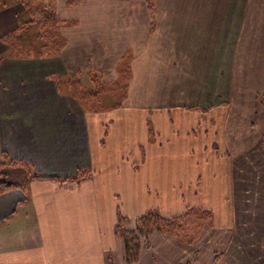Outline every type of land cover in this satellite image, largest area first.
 I'll return each mask as SVG.
<instances>
[{
	"label": "crops",
	"instance_id": "1",
	"mask_svg": "<svg viewBox=\"0 0 264 264\" xmlns=\"http://www.w3.org/2000/svg\"><path fill=\"white\" fill-rule=\"evenodd\" d=\"M54 6L67 40L55 73L116 77L129 49L132 80L97 144L92 117L60 99L54 73L0 61V161L24 164L0 174L20 184L0 193V264H130L119 215L134 228L150 211L170 219L192 208L209 217L194 242L154 230L134 264H211L209 246L234 230L242 167L264 151V0ZM74 42L88 55L82 69L65 55ZM79 170L87 176L66 179Z\"/></svg>",
	"mask_w": 264,
	"mask_h": 264
},
{
	"label": "rangeland",
	"instance_id": "2",
	"mask_svg": "<svg viewBox=\"0 0 264 264\" xmlns=\"http://www.w3.org/2000/svg\"><path fill=\"white\" fill-rule=\"evenodd\" d=\"M35 2L38 3V1ZM40 2L48 3L50 5L56 4V0H40ZM29 19L30 14L20 0H0V61L4 59L13 60L12 62L17 63L18 72H31L32 69H36V72H38L43 68V70L49 71V73H54L53 75H50L49 78L55 82L57 78L61 81L60 85L62 89H64V93H61L56 85L59 96H61L60 99L76 102L79 108L86 113V116L92 117L93 122L95 123L92 127V131H97L98 144L99 136H102L104 133L103 126L100 125L102 122L101 120H104L106 117L114 119V116H119L116 111L113 110L119 107V102L121 103V101H124V98L128 95V93H126L127 85L132 80L130 75V61L132 58L131 50H127L126 54L123 56L124 60L117 62L116 77L114 76L107 79L104 77L101 70L97 68L92 69L102 73V76L99 77H101L102 80L100 81H102L103 84L97 86L98 92L95 96L91 95V98H89V107L85 108L78 99L85 96L83 94L84 88H93L87 77V73L80 72L76 76H73L74 74L59 75L58 73H55V71L60 70L59 66H55L58 64L56 58L61 55V51L67 42L63 32L62 35L65 39V43L59 53L53 56L39 55L41 39L39 37V29L37 26H32L23 33L21 37V54L19 52L17 54V51H14L9 44L2 40L4 35L15 30L19 25ZM61 21L62 24L65 23L63 20ZM101 41L104 43L106 40L103 38ZM75 43L76 42L71 44L70 49L65 50V55L69 60H72V65H76L77 69H82L84 65H86L85 60L88 55H86V52L80 45L82 56L77 57L75 50L79 47H77V43ZM104 45L105 44L97 46L99 48L98 50L105 48L106 46ZM31 46H34L36 51L32 50L29 52L26 50ZM100 61H103L101 57L98 58V63ZM104 61L107 64V71L109 73L113 72V67L116 62H108V60ZM43 63H46V66H43ZM31 64H35L36 67H31ZM28 66L30 70H27ZM72 78H74V81H72L71 84L68 81ZM150 82L158 83V78H151ZM132 92L130 98L125 101L127 104L136 102L137 98L135 97V89H133ZM260 101L264 107V96L260 97ZM110 126L111 125H109V127ZM257 154L258 157L252 158L249 170H247L248 165H244L239 174L237 180L240 181V184L235 190L236 199L233 211L235 219L234 230L232 233L228 234L227 237H219L217 244L212 243L209 246L211 249V252H209V258L212 259L211 264H214L215 262V264H264V151L260 150ZM8 164L14 165L15 163L13 161H3L0 163V174L4 172V169L6 168L5 165ZM17 164L24 165L19 162ZM82 171L87 173L86 170Z\"/></svg>",
	"mask_w": 264,
	"mask_h": 264
},
{
	"label": "trees",
	"instance_id": "3",
	"mask_svg": "<svg viewBox=\"0 0 264 264\" xmlns=\"http://www.w3.org/2000/svg\"><path fill=\"white\" fill-rule=\"evenodd\" d=\"M20 1L23 2L25 9L29 12L30 19L23 22L15 30L4 35L2 40L9 44L14 51H17V54L18 52L21 54V37L23 33L32 26H37L39 29V37L41 39L39 55L53 56L58 54L65 43V39L61 31V25L63 24L57 17L55 6L48 3H42L40 0ZM35 1H38V3ZM26 50L29 52L32 50L36 51L34 46H31ZM101 74L102 73L97 70H90L87 72V77L93 88H84L83 94L85 96L78 99L85 108L89 107L88 104L91 95L95 96L98 92L97 86L103 84V82L100 81L102 80L101 77H99L102 76ZM72 81H74V78L70 79L68 82L71 83ZM60 82L61 81L56 78L59 91L64 93V89H62ZM13 162L15 164L18 162L21 163V161L18 160H14ZM36 176L41 177L39 175ZM85 176H87V173L79 170L75 176L66 179L79 181ZM17 187H20V184L14 182H0V193ZM208 218L206 217V213L200 212L194 208L188 209L185 214L170 219L164 218L158 213L150 211L135 220L134 228H128L127 225L130 223V219L119 215L116 234L124 239L126 250L125 255L128 263L134 264L139 259L143 238L152 231L159 230L164 233L173 234L184 243H192L199 237L203 226L208 222Z\"/></svg>",
	"mask_w": 264,
	"mask_h": 264
}]
</instances>
